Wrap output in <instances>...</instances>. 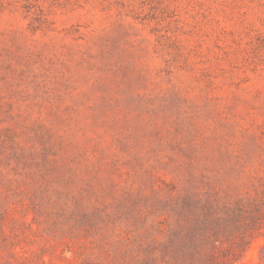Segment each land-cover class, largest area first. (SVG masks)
I'll return each mask as SVG.
<instances>
[{"label": "rangeland", "instance_id": "374dc122", "mask_svg": "<svg viewBox=\"0 0 264 264\" xmlns=\"http://www.w3.org/2000/svg\"><path fill=\"white\" fill-rule=\"evenodd\" d=\"M208 254L264 264V0H0V264Z\"/></svg>", "mask_w": 264, "mask_h": 264}, {"label": "trees", "instance_id": "16d2710c", "mask_svg": "<svg viewBox=\"0 0 264 264\" xmlns=\"http://www.w3.org/2000/svg\"><path fill=\"white\" fill-rule=\"evenodd\" d=\"M226 222H227V219H223V220L220 219V221L216 222L215 224L216 225H220V224H224ZM202 226H204V224ZM205 226H207V225H205ZM219 252H222V251H219ZM220 255H222V254H220ZM215 257L216 256H214V255L208 254L206 258H207L208 262L210 261L211 263L215 264L216 263L215 262Z\"/></svg>", "mask_w": 264, "mask_h": 264}]
</instances>
